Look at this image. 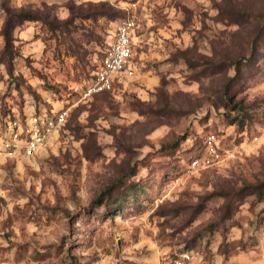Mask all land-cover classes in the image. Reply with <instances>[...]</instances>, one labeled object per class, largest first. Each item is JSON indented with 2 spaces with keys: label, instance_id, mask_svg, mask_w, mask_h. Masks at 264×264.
I'll return each instance as SVG.
<instances>
[{
  "label": "rangeland",
  "instance_id": "1",
  "mask_svg": "<svg viewBox=\"0 0 264 264\" xmlns=\"http://www.w3.org/2000/svg\"><path fill=\"white\" fill-rule=\"evenodd\" d=\"M128 19L135 74L85 97ZM58 111L43 150L0 153V264H264V0H0V152Z\"/></svg>",
  "mask_w": 264,
  "mask_h": 264
},
{
  "label": "built area",
  "instance_id": "2",
  "mask_svg": "<svg viewBox=\"0 0 264 264\" xmlns=\"http://www.w3.org/2000/svg\"><path fill=\"white\" fill-rule=\"evenodd\" d=\"M134 25V20L128 19L115 27L109 52L103 59L101 68L95 72L91 83L84 89L85 97L110 91L116 83H121L135 74V66L130 62ZM66 114V111H58L53 115H32L25 126L16 117L10 119L0 153H5L7 156L36 155L47 147L55 134L59 132L66 120ZM173 264L205 263L202 258L194 255L192 250H185L174 257Z\"/></svg>",
  "mask_w": 264,
  "mask_h": 264
},
{
  "label": "trees",
  "instance_id": "3",
  "mask_svg": "<svg viewBox=\"0 0 264 264\" xmlns=\"http://www.w3.org/2000/svg\"><path fill=\"white\" fill-rule=\"evenodd\" d=\"M38 20H44V19L40 18L37 14L31 13V12H29V13H18L15 15L9 14L8 19H7L5 26H4V36H5V50L8 52V56H9L10 60L13 58V55H12V53H10L9 50L14 46L13 41H12V30L16 26H18L19 24L23 23L24 21H38ZM261 32H262V29L259 30V32L256 34V36L254 37V39L251 43L250 55L249 56H242L233 62V65H235L236 74L231 78L230 82L227 83V87L237 85L241 81V79L245 76L244 75L245 73L243 72L244 67L246 66L245 62L248 63V61H249L248 58L251 56H254V53H256L257 50L258 51L260 50L259 42L261 40V36H260ZM92 79H91V81H92ZM91 81H90V83H91ZM104 92H106V91H104ZM104 92H101V93H104ZM112 188H114V186H111L109 188V190ZM112 194H113V192H111L108 197H111ZM104 195H105V192L102 194V196H104ZM102 196L99 199H97V202L101 201ZM201 211H202V207L199 206L196 209L194 214L195 215L199 214Z\"/></svg>",
  "mask_w": 264,
  "mask_h": 264
}]
</instances>
